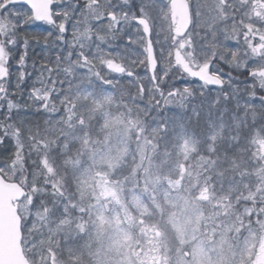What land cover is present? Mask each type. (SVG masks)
Wrapping results in <instances>:
<instances>
[{
  "label": "snow or ice",
  "instance_id": "snow-or-ice-1",
  "mask_svg": "<svg viewBox=\"0 0 264 264\" xmlns=\"http://www.w3.org/2000/svg\"><path fill=\"white\" fill-rule=\"evenodd\" d=\"M200 9L196 4L193 18L189 3L184 28L176 22V0H103L102 8L100 0H47L40 6H30L27 0H0V32L11 40L7 51L0 47V160L13 175L8 163L19 164L21 183L34 193L25 192L20 200L27 202L29 213L20 218L22 232L32 228L29 219L52 221L51 233L81 240L69 249L79 264H216L214 254L219 264H228L226 252L233 245L224 235L217 238L218 225L209 235L208 225L196 213L194 201L204 198L196 194L199 184L187 193L179 191L177 177L186 165L174 171L171 152L167 147L161 151L168 124L149 129L140 112L150 109L133 115L124 99L130 97L135 106L138 98L151 103L159 95L167 106L191 96L195 82L201 95L218 87L227 100L225 86L236 93L233 80L243 76L253 81L245 87L250 99L260 101V111L252 113L255 127L246 118L243 127L236 124L230 143L240 145L243 139L256 145L264 158V71L240 62L239 47H228L230 39L239 45L237 29H221V39L216 30L220 20L212 17L211 24L207 18L201 20ZM220 13L226 20L227 13ZM249 13L256 18L264 15V0H259V8L248 5L245 15ZM193 22L205 25L201 51H195L193 42V51L173 64L163 46L168 33L183 35ZM52 49L57 50L54 57ZM249 51L250 58L264 59V43L254 41ZM224 66H235L239 75L233 77L229 71L226 80ZM80 68L85 72L78 73ZM121 77L128 79L121 83ZM113 89L119 92V101ZM121 102L127 111H113ZM29 110L39 118L26 115ZM176 139L187 162L199 141L189 139L183 128ZM209 150L214 152L215 147ZM244 150L242 145L237 149ZM214 165L215 161L208 162L209 167ZM255 217V227L251 218L248 221L250 235L264 229V207ZM170 234H175V243Z\"/></svg>",
  "mask_w": 264,
  "mask_h": 264
},
{
  "label": "rangeland",
  "instance_id": "rangeland-1",
  "mask_svg": "<svg viewBox=\"0 0 264 264\" xmlns=\"http://www.w3.org/2000/svg\"><path fill=\"white\" fill-rule=\"evenodd\" d=\"M158 3H162L163 0H157ZM207 4V2H206ZM223 12L227 13V19L225 20L223 16L220 13L219 10V16L216 15V6L214 10L210 13L212 16L211 17H204L208 19V23L211 24L212 17H217L220 20V23L216 25V30H220L227 27L229 31L232 30L234 27L235 29L238 30V28L243 25L244 29L249 28V18H250V13L246 16L245 12L248 9V0H225V4L222 7ZM234 9L237 10V13H234ZM201 20L202 16H201ZM170 24V20H169ZM203 27L205 28V25L201 23ZM200 26V25H199ZM223 32V31H222ZM7 35L5 32H0V47H4L5 51L6 48L5 46V41H6ZM199 35L195 34L191 37V39L183 40L181 42H174L172 40V35L171 32L168 33V40L167 44L163 45L166 49V54H169L172 57L173 64L177 62L178 59H185L187 57V53L193 51L192 44L195 42L196 44V49L195 51L199 53L201 51L200 46L204 44L203 39H198ZM231 40V39H230ZM229 48H236L237 46L232 47L235 45L233 41L231 40L230 42H226ZM184 45L185 47H181V45ZM240 49V47H239ZM170 50V51H169ZM219 51L224 52V49H220ZM226 54V52H225ZM242 61H248V53L247 51L244 52L243 50H240L238 60ZM210 62V58L209 61ZM167 63V61H165ZM193 67H195L193 65ZM226 80L228 78H225ZM252 80H233V85H238V91L236 93L232 92V89L226 88V90L229 92L230 96V103L232 104V109H220L219 111L214 110L212 113H210L211 109H215V104L217 98L219 100L223 99V93L219 92V90L216 89H210L208 88L207 91L204 92L203 95H201V92L199 95L192 91V100L194 98H205L207 101L210 103L208 106V131H210L209 137L207 139L208 144H210L211 147H215L219 143V141L222 139L223 133L225 131L235 133L236 131V124L239 122L241 127H243V122L244 119L246 118L248 123L251 126H256L252 125V113L253 112H259L260 109L258 106H256L253 102V99H250V90L245 87L246 84H252ZM195 86L196 91H202V89H198L196 87V83L194 82L192 84V89ZM190 96V97H191ZM189 99H185L186 101ZM191 100V101H192ZM186 101H182L181 104H184ZM239 104L240 107H237L236 105ZM179 103L178 102H173V104L169 105V110L167 109L166 114H154L157 117H153L150 121L152 124L151 128L156 127L159 124H162L161 122V117H168L170 114L171 115H178L176 113V110L178 109ZM194 105L192 103H187L185 106L181 109L180 111V117L182 118ZM114 107V106H113ZM258 107V108H257ZM195 110H193L194 112ZM173 114H172V113ZM245 112L248 113L247 117H245ZM165 113V112H164ZM179 117V118H180ZM180 118V119H181ZM169 123V122H167ZM177 121L171 122L168 126H174ZM258 123H262L261 121H257ZM220 133V135L216 136L215 140H212V136L215 135L216 133ZM165 138V137H164ZM190 139V137H188ZM180 144V141L173 142V144L168 143V146L171 147V156L169 158V164L173 167L174 171H178L179 165L182 164H189L188 166H191L189 170H185L181 173V176L177 177L178 180H180V186H179V191L182 189L183 185V178L184 175L187 173H192V167L193 166V161L195 160L194 156L198 154V145L196 148V151L191 152L188 154V157L192 159V161L188 162L190 160L188 158L187 162L184 159V153L181 150V147L178 146ZM209 147V149L211 148ZM135 144L132 145V150L135 151ZM208 149V156H212L213 153ZM249 150L250 152L247 153V156L249 159H244V162L242 165L237 167L236 173L233 170V175H231V180L232 182L225 188H217L218 191H216V187H213L212 189L210 186H207V184H204L203 182L199 185L200 189H196V194L197 196H201L204 198L201 199H196L194 201L196 205V213L197 215L201 218V222L204 219H218L216 217V212L214 211V208L218 204V201L221 198L224 199H232L234 198V201H236V219H256L255 213L257 210H259L261 207H264V158H261L259 155V149L256 145L249 144ZM201 163V162H198ZM251 166V167H250ZM211 169V167H209ZM208 169V170H209ZM207 170V171H208ZM212 170V169H211ZM213 173H216V171H213ZM235 173V174H234ZM239 176V177H238ZM5 177L9 180L11 178L5 174ZM238 177V178H237ZM237 178V179H236ZM197 184H194L196 186ZM195 188V187H193ZM192 188V190H193ZM207 189V192L204 190ZM33 195L34 193L31 192ZM25 204V205H24ZM245 209H247V213L245 212ZM20 213L22 214L23 217H28V209H27V202L23 203L20 206ZM224 213V210H223ZM28 224H31L32 227L35 225L34 221L32 219H29ZM33 222V223H32ZM247 228V227H246ZM31 230V229H30ZM27 230V231H30ZM224 236H228V232L223 234ZM171 238L175 239V234L171 236ZM228 238V237H227ZM229 243L232 244V241L230 238H228ZM107 241H105V244ZM233 247L229 249L226 252V258L229 261H235V263L239 262V264H245L247 261H252V264H264V236L262 238L259 237L257 232H253L251 235L249 234V230H247L245 237L243 238L242 241H239V246L232 244ZM35 245H29L27 248V251L32 255L33 253V258H34V264H58L57 259L54 255V253H50V257L45 260L41 258V256H37L34 252H32V249ZM95 247H99V245H95ZM214 261H216V264H219V261L217 260L215 254L213 255Z\"/></svg>",
  "mask_w": 264,
  "mask_h": 264
},
{
  "label": "trees",
  "instance_id": "trees-1",
  "mask_svg": "<svg viewBox=\"0 0 264 264\" xmlns=\"http://www.w3.org/2000/svg\"><path fill=\"white\" fill-rule=\"evenodd\" d=\"M75 51L76 49L73 50V59H75ZM88 54L91 55V52L89 51ZM97 67L99 66L97 65ZM77 72L84 73L85 69L83 68L77 69ZM78 79H79V75H77V77L73 79L72 81L73 84H75ZM120 79H121V83H124L127 81L128 78L121 77ZM177 79H179V77H177ZM93 82L96 83L97 86H99L98 81H95V78H93ZM88 86L90 87L91 85H88ZM30 90L31 89H25V92L27 93ZM112 91L115 93L119 101V98H120L119 92L116 91L115 89H113ZM193 91L197 93V95H199L201 92V91H196L195 86L193 88ZM188 97L192 98V96L191 97L188 96ZM126 98L127 97H125L124 99ZM13 99L15 100V97ZM169 99H172V98L170 97ZM157 101H160V102L157 103ZM183 101H186V100H183ZM221 101L227 104L229 109H232L230 98L227 100L223 98L221 99ZM20 102L24 103V100L21 98ZM173 102H178V101L173 100ZM140 103H142L144 107H141L139 105ZM178 103H179V106H178V109L176 110V113L178 115L174 116L170 114L168 117H161L162 124L165 122L166 123L169 122L167 123L169 125L171 122L175 120L177 121V123L174 124V126H171V129L175 128L176 132L170 133L169 135L168 134L165 135V138L160 141L161 151H163L165 147L169 148L168 143L173 144V141H174L173 138L177 137V135L181 132L182 128H183L184 133L190 134L191 139L194 138L199 141V143L197 144L198 154L194 156L195 160L193 161V166L194 165L196 166L192 167L191 171L193 172V174L191 176L189 175L190 172L184 175L181 192L187 193L189 191H192L191 189L193 188L194 184L198 183L200 185L202 182L204 184H207V186H210L212 189H214L213 187H216V191H218L217 188H220L221 190L222 188L227 187L232 182L231 175H233V169L229 166V163L227 164V161L229 162V160H231L230 158L232 159L236 158L237 154H239L237 149L241 145L245 149L242 152L248 151L246 142L242 139L240 142V145L231 144L230 135L234 133L226 132L224 134V137L218 144V149L216 151V154L213 156H208L207 149H206V140L210 132L208 131V126H209L208 125V116H209L208 106L210 103L207 101V99L203 98L200 103L194 105L190 109V111H188L182 118L180 117V111L185 106V104H187V102H185L184 104H181L182 102H178ZM127 104L128 106L133 107V115H135L137 111H140V109H150L149 111L140 112V118L145 120L149 129H151V126H152V124L150 123L152 116L157 117L154 114V112L156 114H166L168 112L167 109L169 110V105L166 106L165 102L163 101V99H161L159 95H157L156 100L151 101V103L147 101V98L145 99L138 98L135 101V106H133L131 102ZM217 108L219 107H215V109H211L210 113H212L214 110L219 111V109ZM193 110L195 111L193 112ZM113 111H127V108L124 107V102H121L120 107H117L114 105ZM26 115L37 118V119L39 118L38 115L32 113L31 110H29V112L26 113ZM24 144H25L24 151H26L28 141L25 140ZM246 155H244V157ZM246 158L248 159V157ZM209 161H215V165L211 167V169L213 171H216V173H213L212 170L209 169V166H208ZM198 162H201V163H198ZM3 164H4V161L0 160V170L4 174H7L9 177H11L12 180L19 181L21 183L20 174H19L20 165L19 164L13 165L11 162L8 163V169L13 170V172L15 173L13 175V174H9L8 171L4 170ZM188 165H190V163L187 164L186 167L184 168L186 171L189 170L191 167ZM181 166L183 165L182 164L179 165L178 171L180 170ZM30 171H31V166H29V169H28V172ZM234 171L236 173V170ZM27 174L28 173H23V175H27ZM28 183L30 186L31 181L29 180ZM28 189L30 190V187ZM198 189H200V187H198ZM234 198L235 197H233L230 200L226 199L227 202H226V206H225L223 214L219 212V208L217 207L214 208V211L216 212V217L218 219H204L202 223H206L208 225L209 235L212 234L211 228L214 227L215 225H218L219 228L217 229V238H219L224 233L228 232L227 237L230 238V240L232 241V244L239 246V241L243 240L248 230L249 219H236L235 214L237 210L236 207L238 205L236 204V201H234ZM34 222H35L34 223L35 225L31 228L30 231H24V247L26 249V253L29 259L33 263H34L33 253L31 255L27 251V248L29 245H35L32 249V252H34L38 257L41 256V258L45 260H47L50 257V252H53L55 254L58 264H79L78 258L75 255H73L71 251H69V249H74L81 244V240L78 237L66 236L64 234L51 233L49 231V228L53 226L52 221L42 224L40 221V218L36 217ZM253 227H255L254 221H253ZM226 229H228V231H225ZM171 236H173V234H170V237ZM171 239H172V242L175 243V239L173 238ZM93 246L95 247V244ZM228 264H239V262L235 263V261L233 260L231 261V259H229ZM245 264H250V263L249 261H247L245 262Z\"/></svg>",
  "mask_w": 264,
  "mask_h": 264
},
{
  "label": "water",
  "instance_id": "water-1",
  "mask_svg": "<svg viewBox=\"0 0 264 264\" xmlns=\"http://www.w3.org/2000/svg\"><path fill=\"white\" fill-rule=\"evenodd\" d=\"M27 2L30 6L43 5L40 0H27ZM176 3L177 19L184 28H187L188 2L186 0H176ZM184 28L181 29L182 32H184ZM189 29L183 35H176L184 37ZM25 192L19 184L8 183L0 175V264H29L22 247L21 219L17 214L18 208L14 206L15 203L20 202ZM14 197L16 199H13Z\"/></svg>",
  "mask_w": 264,
  "mask_h": 264
},
{
  "label": "flooded vegetation",
  "instance_id": "flooded-vegetation-1",
  "mask_svg": "<svg viewBox=\"0 0 264 264\" xmlns=\"http://www.w3.org/2000/svg\"><path fill=\"white\" fill-rule=\"evenodd\" d=\"M214 1H215L214 3L217 4L219 0H214ZM220 2H221V5H223V1L221 0ZM192 5H193V18H195V16H196L195 4L192 3ZM249 5H253L254 7L259 8V0H249ZM55 7H56L55 4L51 5V8H55ZM203 12L206 13V14H208V12H209V9H208L207 6H205V4H204V7H203ZM249 21H250L251 24H250V30H249L248 34L241 33V32H239V33H240V41H241V43L248 42L249 45H250V48H251L254 41L257 44L264 43V40H257V37L264 36V22H261V21H264V15H262L259 18H256L252 13H250ZM42 27L46 28L48 26L47 25H43ZM206 34L207 33L205 32V29H204V31H202V36H204ZM14 39H17V38L15 37ZM250 56H251V53H250ZM249 65L250 66H255L254 70L257 71V72L264 71V59L257 60V59H252L251 58V61H250Z\"/></svg>",
  "mask_w": 264,
  "mask_h": 264
},
{
  "label": "bare ground",
  "instance_id": "bare-ground-1",
  "mask_svg": "<svg viewBox=\"0 0 264 264\" xmlns=\"http://www.w3.org/2000/svg\"><path fill=\"white\" fill-rule=\"evenodd\" d=\"M100 6H101V8H102V6H103V0H100ZM93 27H95V23H93ZM218 32H219V36H220V38L222 39L223 38V35H224V32H222V31H220V30H217ZM46 35V34H45ZM17 38V37H16ZM18 39V38H17ZM37 50H39V49H37ZM56 49H52V53H51V55L54 57L55 56V53H56ZM66 51H68V49H65V52ZM63 55V54H62ZM32 56L34 57V58H36L37 59V61L40 59L39 57H36V55H35V53H32ZM224 68H225V76H227V73L229 72V71H231V73H232V76L233 77H235V76H237V75H239L236 71H235V66L232 68V69H229L227 66H224ZM61 76H63V73H61ZM228 77V76H227ZM202 99L203 98H194L193 100H192V98H189L186 102L187 103H192L193 105H196V104H198V103H200L201 101H202ZM192 100V101H191ZM125 101L127 102V103H129V102H131V100H130V97H127L126 99H125ZM141 107H144V105L142 104V103H140L139 104ZM215 107H219V108H217V109H223V110H226L227 108H228V105L227 104H225L223 101H221L220 100V102L219 103H216L215 104ZM176 132V130H175V128H172L171 129V127H169V131L167 132V134L169 135L170 133H175ZM227 131H225V133H226ZM225 133H223V136H222V138L224 137V134ZM229 133V132H228ZM166 134V135H167ZM188 137H190V134H187V133H185ZM209 134H210V132H209ZM209 137V136H208ZM191 139V138H190ZM173 142H175V140L177 141V139L176 138H173ZM168 150L170 151V152H172L171 151V148L169 147L168 148ZM244 156L243 155H240V154H237V156H236V158L235 159H232V158H230L231 160H229V162L227 161V164L229 163V166L233 169V170H236L237 169V167H239L240 165H242L243 164V162H244V158H243ZM170 158V157H169ZM156 159L157 160H159V157H156ZM190 159V158H189ZM190 161H192V159H190V160H188V162H190Z\"/></svg>",
  "mask_w": 264,
  "mask_h": 264
}]
</instances>
